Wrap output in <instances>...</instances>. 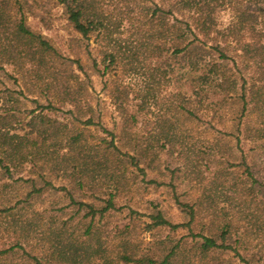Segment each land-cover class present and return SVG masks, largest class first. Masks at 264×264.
<instances>
[{"label":"rangeland","instance_id":"rangeland-1","mask_svg":"<svg viewBox=\"0 0 264 264\" xmlns=\"http://www.w3.org/2000/svg\"><path fill=\"white\" fill-rule=\"evenodd\" d=\"M206 1L220 31L212 33L209 46L221 41L228 48L233 61L226 70L238 89L233 101L209 111L201 104L192 108L188 77L181 70L185 62L174 57L171 43L161 54L154 46L159 42L140 31V0H95L107 28L88 38L73 28L58 0H0V12L9 18L0 27L1 43L15 47L12 65L0 57L5 69H0V115L14 113L24 124L43 117L52 126L48 144L65 146L80 137L78 151L68 155L76 160L68 172L43 161L13 169L12 178L0 168V249L10 248L23 232L30 237L25 251L45 264L50 230L67 225L69 232L83 233L91 221L87 210L78 212L71 195L100 208L99 198L112 193L119 210L97 217L94 226L114 264H123V252L159 255L180 240L185 264H264V55L248 28H237L232 37L225 32L235 10H254L260 0ZM22 21L53 50L17 40ZM89 119L94 124L87 125ZM244 157L258 183L242 165ZM86 162L85 174L73 170ZM34 189L42 192L23 202ZM191 207L192 230L146 228L158 211L173 224H187ZM228 224L226 245L233 250L202 258L200 237L222 243ZM14 249L0 257V264H36Z\"/></svg>","mask_w":264,"mask_h":264},{"label":"trees","instance_id":"trees-1","mask_svg":"<svg viewBox=\"0 0 264 264\" xmlns=\"http://www.w3.org/2000/svg\"><path fill=\"white\" fill-rule=\"evenodd\" d=\"M63 5L68 21L73 28L83 37L100 29H106L103 21V13L97 7L95 0H58ZM130 1V0H129ZM137 1V0H133ZM142 12L140 13V31L145 30L149 34L151 42L156 40L159 45H154L162 54L164 44L171 43L174 57L180 62H185L181 70L187 78L188 88L191 92L192 108L199 104L209 110L221 109V106L228 100H234L237 96V80L226 70L233 61L223 47L222 42H216L209 46V38L213 32L219 33L217 23L214 19V9H210L206 0H140ZM235 16L230 27L225 32L233 36V32L248 28L249 32L256 34L258 45L255 47L261 51L260 56L264 55V0L257 3L256 9H238L234 11ZM8 16L0 12V27H6L9 23ZM7 29V28H6ZM15 36L17 40H24L26 46L39 43L41 50L51 51L53 47L42 37L34 34L22 21L16 26ZM246 45V48H251ZM15 47L11 41L6 44L1 43L0 39V57H8L6 64H13V55ZM113 58V56H112ZM0 69L5 71L3 65ZM23 95V93H20ZM244 112L247 110V101L244 95ZM35 103H38L35 101ZM51 106V105H50ZM38 108H45L38 105ZM192 117H197L195 109H188ZM34 114L35 111H32ZM14 113H3L0 115V168L9 178H12L13 169L17 170L26 164H38L43 161L44 164H53L54 168L68 172L72 162L75 159H69L68 155L72 151H78L75 148L80 142V137L70 139L64 146L59 142L48 144L53 136L52 126L48 125L41 116H34L27 124L24 121H18ZM87 125L94 124L92 119L86 122ZM105 132H108L102 127ZM240 132V127H236ZM232 134V133H231ZM227 134V135H231ZM113 150L121 152L114 143L110 146ZM79 149L85 150L79 145ZM66 150V153H62ZM134 159V157H132ZM78 162V161H77ZM243 166L246 167L248 175L254 183H258L253 178L251 169L247 163L246 157L243 158ZM87 162L75 165L73 170H79V175L85 174ZM98 166V163L95 164ZM97 168V167H96ZM80 179V178H79ZM81 184L80 181H77ZM82 185V184H81ZM42 190L34 189L29 193L23 202L30 200L35 194H40ZM108 199H100L104 206L100 208L88 203L76 201L71 195V201L78 206V212L87 210L86 218L91 217L90 223L84 225L83 233L76 231L69 232L68 228L62 230H50L49 244L43 249L42 257L45 264H114L110 258L106 246L99 235L94 222L97 217L104 219L110 211L119 210L116 206V194H108ZM2 211V210H1ZM12 209L6 208L4 212L11 214ZM12 216V215H10ZM191 221L187 224H173L165 218L161 211L150 216L151 223L147 224V230L152 231L157 228L167 227L172 231L180 228L191 229L195 220V210L190 208ZM230 224L226 225L221 235L222 243L214 238L201 236L202 242L199 243L198 252L200 256L206 257L210 252L216 250H233L226 245L227 235L230 234ZM96 228V229H95ZM26 232V230H24ZM28 232V231H27ZM192 232V231H191ZM193 234V232L191 233ZM194 239L197 235H192ZM29 235L21 233L14 238V243L10 248L0 249V257L8 255L14 248H20L25 251L23 244H27ZM183 242L180 240L174 245H169L159 255L140 254L123 252L119 255V261L123 264H185L187 251L184 252ZM237 252V251H236ZM185 255L182 256V254ZM25 254L36 264H44L39 257L32 253ZM183 259H181V258Z\"/></svg>","mask_w":264,"mask_h":264}]
</instances>
